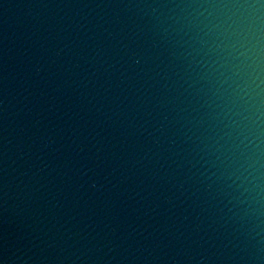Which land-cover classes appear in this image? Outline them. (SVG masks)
<instances>
[{"label": "water", "instance_id": "obj_1", "mask_svg": "<svg viewBox=\"0 0 264 264\" xmlns=\"http://www.w3.org/2000/svg\"><path fill=\"white\" fill-rule=\"evenodd\" d=\"M0 264H264V0H0Z\"/></svg>", "mask_w": 264, "mask_h": 264}]
</instances>
